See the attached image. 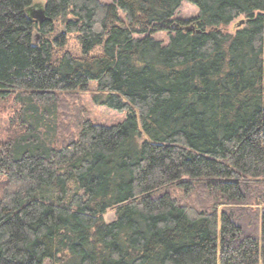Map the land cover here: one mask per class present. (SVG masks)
<instances>
[{
    "label": "trees",
    "instance_id": "trees-1",
    "mask_svg": "<svg viewBox=\"0 0 264 264\" xmlns=\"http://www.w3.org/2000/svg\"><path fill=\"white\" fill-rule=\"evenodd\" d=\"M0 264H264V0H0Z\"/></svg>",
    "mask_w": 264,
    "mask_h": 264
},
{
    "label": "rangeland",
    "instance_id": "rangeland-1",
    "mask_svg": "<svg viewBox=\"0 0 264 264\" xmlns=\"http://www.w3.org/2000/svg\"><path fill=\"white\" fill-rule=\"evenodd\" d=\"M103 1L106 3H110L113 0H103ZM198 12L199 9L197 6L193 5L188 1H183L181 7L176 13V17L182 19H190L196 16ZM244 20H245L244 16H241L240 18L234 20L229 26H227L226 31L230 33H234L239 27L243 26V24L240 25V23ZM155 37L157 39L164 41L165 43L168 41V37L165 32H158L157 34H155ZM71 42L73 45L75 44L74 39H72ZM92 88L94 89V86H92ZM84 105L89 110L92 120L99 124L113 125L124 120L127 115V112H119L111 108H108L104 105H99L95 103L92 96L88 92L84 94ZM114 218H115V211L112 209L108 210V212L105 215V220L111 222Z\"/></svg>",
    "mask_w": 264,
    "mask_h": 264
},
{
    "label": "water",
    "instance_id": "water-1",
    "mask_svg": "<svg viewBox=\"0 0 264 264\" xmlns=\"http://www.w3.org/2000/svg\"><path fill=\"white\" fill-rule=\"evenodd\" d=\"M45 19V17L41 14V15H39V20H40V22H42L43 20ZM245 23V20L244 21H242L241 23H240V25H242V24H244ZM187 30H191V28H186Z\"/></svg>",
    "mask_w": 264,
    "mask_h": 264
}]
</instances>
